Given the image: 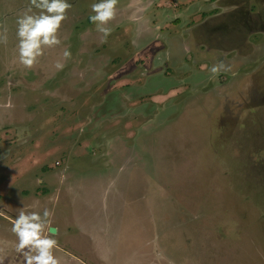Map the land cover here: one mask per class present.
<instances>
[{
    "label": "rangeland",
    "instance_id": "rangeland-1",
    "mask_svg": "<svg viewBox=\"0 0 264 264\" xmlns=\"http://www.w3.org/2000/svg\"><path fill=\"white\" fill-rule=\"evenodd\" d=\"M67 2L26 70L29 0H0L4 264L21 207L53 212L61 264H264V0H119L107 37Z\"/></svg>",
    "mask_w": 264,
    "mask_h": 264
},
{
    "label": "clouds",
    "instance_id": "clouds-1",
    "mask_svg": "<svg viewBox=\"0 0 264 264\" xmlns=\"http://www.w3.org/2000/svg\"><path fill=\"white\" fill-rule=\"evenodd\" d=\"M119 0H99L93 3L89 20L96 31L107 37L111 29L109 23L115 18ZM72 5L67 0H29L28 6L18 14L16 20L17 62L26 70H31L44 55L46 49H53L61 44L58 37L63 21ZM8 43V28L0 24V44ZM64 60L71 58V52H63ZM61 69L63 63L57 62ZM207 68V65L203 66ZM210 78L215 79L223 72H230L231 67L220 61L208 69ZM3 215V213H0ZM53 212L44 208L40 211H27L21 207L12 221L11 232L17 238L14 251L21 258L22 264H61L54 254L58 241L51 238V217ZM3 249H0L2 252ZM0 264L4 258L0 257Z\"/></svg>",
    "mask_w": 264,
    "mask_h": 264
},
{
    "label": "crops",
    "instance_id": "crops-1",
    "mask_svg": "<svg viewBox=\"0 0 264 264\" xmlns=\"http://www.w3.org/2000/svg\"><path fill=\"white\" fill-rule=\"evenodd\" d=\"M12 190H13V189H12ZM15 191H16V193H17V192H19V191H20V189H18V190H17V189H15ZM11 193H12V192H11ZM55 197H56V193H55V194H54V193H52V195H51V199H52L53 201H54V200H56V199H55ZM55 230L58 232V230H57L56 228H55ZM55 233H56V232H55Z\"/></svg>",
    "mask_w": 264,
    "mask_h": 264
},
{
    "label": "water",
    "instance_id": "water-1",
    "mask_svg": "<svg viewBox=\"0 0 264 264\" xmlns=\"http://www.w3.org/2000/svg\"><path fill=\"white\" fill-rule=\"evenodd\" d=\"M56 230L55 228H51V234H55Z\"/></svg>",
    "mask_w": 264,
    "mask_h": 264
}]
</instances>
